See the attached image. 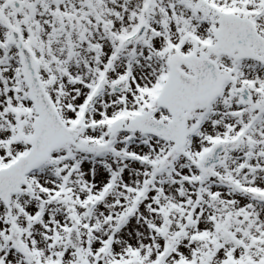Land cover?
Listing matches in <instances>:
<instances>
[{"label":"snow or ice","instance_id":"snow-or-ice-1","mask_svg":"<svg viewBox=\"0 0 264 264\" xmlns=\"http://www.w3.org/2000/svg\"><path fill=\"white\" fill-rule=\"evenodd\" d=\"M0 264H264V0H0Z\"/></svg>","mask_w":264,"mask_h":264}]
</instances>
